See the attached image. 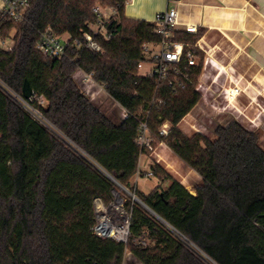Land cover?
<instances>
[{
  "label": "trees",
  "instance_id": "16d2710c",
  "mask_svg": "<svg viewBox=\"0 0 264 264\" xmlns=\"http://www.w3.org/2000/svg\"><path fill=\"white\" fill-rule=\"evenodd\" d=\"M128 0H31L24 18L0 13V264H124L131 252L142 264H264V146L261 133L239 121L219 125L214 137L185 132L180 123L197 105L203 68L188 65L159 80L138 74L142 46L159 40L155 22L125 16ZM96 2L116 8L115 35L98 37L100 52L76 46L85 22H96ZM51 28L70 35L61 58L44 55L37 44ZM201 31H174V40L194 44ZM186 47L185 52H187ZM93 72L113 101L130 112L125 119L90 100L75 78ZM28 80L31 107L24 98ZM43 97L46 104L39 103ZM147 122L154 147L165 141L195 169L196 194L162 165L152 173L161 183L149 193L133 186L140 158L151 153L138 138ZM168 121L167 136L160 129ZM145 203L125 202L130 213L127 242L95 234L94 200L106 205L119 185ZM152 211H151V210Z\"/></svg>",
  "mask_w": 264,
  "mask_h": 264
},
{
  "label": "crops",
  "instance_id": "0c3cea01",
  "mask_svg": "<svg viewBox=\"0 0 264 264\" xmlns=\"http://www.w3.org/2000/svg\"><path fill=\"white\" fill-rule=\"evenodd\" d=\"M3 6L0 0V13ZM170 7L178 10V30L186 31V25H196L201 31L194 44L198 46L196 52L204 55L199 77L201 98L186 115L181 128L191 133L194 128L186 120L196 124L206 112L208 117L224 121V125L236 120L259 131L264 146V0H128L124 13L129 18L155 22L156 15ZM65 35L69 40V34L62 38ZM9 44L13 46L14 41ZM206 57L209 62L205 64ZM235 86L240 92L230 103L225 89ZM111 116L123 119L121 113L111 112ZM155 148L141 155L133 186L149 193L159 185L158 177L141 175L160 164L196 194L195 187L202 182V176L165 141L158 142Z\"/></svg>",
  "mask_w": 264,
  "mask_h": 264
},
{
  "label": "built area",
  "instance_id": "2783aa9c",
  "mask_svg": "<svg viewBox=\"0 0 264 264\" xmlns=\"http://www.w3.org/2000/svg\"><path fill=\"white\" fill-rule=\"evenodd\" d=\"M3 2L4 6L2 11L16 21L22 20L24 18L26 10L31 5V0H3ZM93 11L97 15V21L85 22L87 29L82 31L83 39H77L75 43L79 48H90L92 50L101 52L103 50V46L98 37H101L105 40H110L115 35L116 32L113 28V21L115 20L118 11L116 8L107 7L106 9L100 5H95ZM155 24V32L159 35V40L145 43L142 46L145 59L142 60L138 65V74L144 77H157L159 80H164L170 78L173 72H177V75L174 77V80L171 81V83L183 86V83L181 82L182 80H180L178 77V73L185 80H189L190 76L187 70H178V66L183 62L184 57H186L188 65H198L200 62L199 56L196 52L198 46L196 44L174 40V31L180 24L179 14L176 8L170 7L165 11L159 12L156 15ZM185 29L189 33L198 32V27L196 25H186ZM69 40H63L62 36L55 34L51 28H48L42 34L41 39L37 44V48L46 56L61 58L66 53ZM8 43L10 42L0 38V45L10 50L13 46ZM186 47H188L187 52H185ZM208 62L209 58L206 57L204 63L206 64ZM145 66L148 67L144 70ZM74 76L80 83L83 93L90 100L96 101L104 94H108L105 85L100 84L95 79L93 72H88L83 68H78ZM196 89L200 90L199 83ZM239 92L240 88L236 86L234 88L225 89V96L228 102L231 103L236 94ZM12 94L24 105L29 107L36 118L46 123L52 129H55L51 124L42 119L38 110L29 105L28 100H33V98H35L34 95L28 99H25L15 93ZM38 100L40 104L44 105L45 100L43 97H39ZM118 106L122 109L123 119L127 118L130 115V112L120 104H118ZM186 122L196 131L202 133L200 129L196 128L197 123H189L188 120H186ZM171 127L172 126L168 121L163 123L160 129V135L167 136L171 131ZM138 142L142 147L147 148L151 152L155 151L156 149L153 146V140L151 138L146 121L142 123V131L138 138ZM141 176H153V173L150 171ZM94 204L97 216V222L94 226L95 234L103 238H115L118 241L127 242L130 236V213L125 209V206L122 205L121 211L118 212L121 216L125 217V224H123L124 232L122 234H116L113 231L109 233L102 226L104 218L101 216V214L103 210L108 211L113 204L110 203L109 205H106L101 197L95 198ZM108 223L112 228L119 224L118 215L116 212L113 211L108 214Z\"/></svg>",
  "mask_w": 264,
  "mask_h": 264
},
{
  "label": "rangeland",
  "instance_id": "374dc122",
  "mask_svg": "<svg viewBox=\"0 0 264 264\" xmlns=\"http://www.w3.org/2000/svg\"><path fill=\"white\" fill-rule=\"evenodd\" d=\"M96 5H100V6L107 9V6L101 2H96ZM66 39H68L67 35H65L63 37V40H66ZM7 41L10 42L11 40L7 39ZM147 67L148 66H145L144 70L147 69ZM96 101L102 108H104V110L106 112H107V110L109 111L108 114L111 115V112H116V113L122 114V109L118 106V104L115 101H113V99L108 94H106V95L104 94L103 96L99 97ZM44 104H46V102ZM203 115H204L203 116L204 118H201V119L199 118L198 121H196L197 122L196 128L200 129L203 134H206L210 137H214V132H215L216 128L219 125H224L223 124L224 121L223 122L216 121L213 118V116L208 117L209 114H207L206 112ZM187 120H190V119H187ZM193 122H195V121H193ZM182 123L183 122L180 123V127H182ZM171 129H172V127H171ZM192 132H198V131L193 129ZM153 146H154V144H153ZM127 189L137 196V194L135 193L134 190L129 189V188H127ZM129 191H127L126 189H123L119 186V190L114 192V200H113V202H111L113 204L112 207L116 206L117 204L118 205L122 204L123 206H125V202L127 203L128 200H134L133 196L130 194ZM135 201H137V200H135ZM124 264H142V262L138 258H136L131 252H127L126 256H125Z\"/></svg>",
  "mask_w": 264,
  "mask_h": 264
},
{
  "label": "bare ground",
  "instance_id": "6f19581e",
  "mask_svg": "<svg viewBox=\"0 0 264 264\" xmlns=\"http://www.w3.org/2000/svg\"><path fill=\"white\" fill-rule=\"evenodd\" d=\"M122 208V204H117L116 206H113L112 208H110L108 211L103 210L101 216L104 218V222L102 223V226L104 227L105 230H107L109 233L110 232H114L116 234H122L124 232V225L125 224V217L121 216L118 212L121 211ZM116 212V214L118 215V222L119 224L115 227H111L108 223V214L111 212Z\"/></svg>",
  "mask_w": 264,
  "mask_h": 264
},
{
  "label": "water",
  "instance_id": "95a60500",
  "mask_svg": "<svg viewBox=\"0 0 264 264\" xmlns=\"http://www.w3.org/2000/svg\"><path fill=\"white\" fill-rule=\"evenodd\" d=\"M23 94H24V98L25 99H28V98H30L33 95V89H32V86H31V84H30V82L28 80H26L25 83H24ZM110 178H112L121 188L126 189L127 191H129L126 187H124L118 181H116L112 176H110ZM129 192L133 196L134 200H137V202H139L140 204L146 206L145 203L140 198H138L134 193H132L131 191H129Z\"/></svg>",
  "mask_w": 264,
  "mask_h": 264
}]
</instances>
